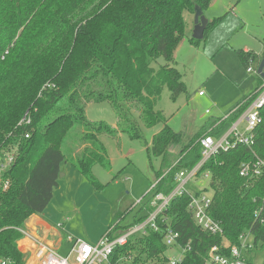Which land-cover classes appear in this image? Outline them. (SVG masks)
<instances>
[{
	"label": "trees",
	"instance_id": "16d2710c",
	"mask_svg": "<svg viewBox=\"0 0 264 264\" xmlns=\"http://www.w3.org/2000/svg\"><path fill=\"white\" fill-rule=\"evenodd\" d=\"M211 1L0 0V155L14 156L0 177L2 264H28L29 252L19 243L31 215L43 214L52 201L64 162L71 159L80 173L100 185L93 167L112 168L102 134L126 133L144 143L149 161L153 156L162 159L147 199L140 201L131 221L123 222L126 213H117L110 237L144 221L156 194H170L177 173L200 161L201 138L208 133L217 136L225 120L208 123L184 143L183 134L168 124L157 103L166 88L173 100L187 92L174 65L175 50L185 35L183 13H195L196 7L204 11ZM217 22L209 21L204 37L190 41L199 45ZM238 54L247 68L257 58L251 51ZM159 57L166 63L157 65ZM263 80L259 76L256 90ZM254 92L225 119L235 122L255 98ZM105 101L117 115L116 125L86 115L88 103ZM260 113L263 122L254 130L252 146L220 150L201 171L210 172L204 190L211 191L210 213L222 224L223 233L212 234L197 225L188 208L190 196L183 193L164 210L169 224L158 220V230L136 234L116 246L109 264H168V227L179 233L178 245L189 246L177 264H205L214 246L230 256L244 233L253 237L250 252L259 245L264 251V175L251 180L239 172L242 162L264 159V106ZM25 115L30 122L20 123ZM141 124L147 128L162 124L151 144ZM72 132L76 147L66 153ZM248 262L254 264V257Z\"/></svg>",
	"mask_w": 264,
	"mask_h": 264
},
{
	"label": "rangeland",
	"instance_id": "374dc122",
	"mask_svg": "<svg viewBox=\"0 0 264 264\" xmlns=\"http://www.w3.org/2000/svg\"><path fill=\"white\" fill-rule=\"evenodd\" d=\"M203 14L209 21L218 19L206 39L200 40L199 45L190 41L195 28V13L185 10V35L175 50L174 65L182 74L187 92L173 100L171 91L166 88L157 103V108L169 118L168 124L183 134L184 143L217 119L225 120L221 129L227 131L232 122L224 119L226 115L257 87L260 75L256 71H247L238 51L247 49L257 54L249 64L255 70L264 58V0H241L239 3L237 0H212ZM165 63L163 57L157 59V65ZM86 115L92 121L117 124V115L107 101L88 103ZM141 127L146 141L151 144L162 124L153 128L141 124ZM245 127L243 123L240 130ZM73 132L67 139L66 153L76 147ZM100 139L112 165L111 170L100 164L93 167L92 172L100 185L80 173L69 159L62 165L64 175L60 177L53 199L44 212L49 222L61 231L67 245H70V238L97 243L110 231L118 212L126 213L123 222L131 221L141 207L140 201L147 199L146 195L157 180L156 172L162 159L153 156L149 161L142 141L131 139L123 132L117 136L102 134ZM176 149L179 146L172 151ZM7 155H0V166ZM208 186L209 179L198 176L188 181L186 190L206 192L204 189ZM60 224L63 226L59 227ZM248 241H253L250 234ZM180 251V246L169 244L167 255L177 257ZM253 251L254 264H262L264 251L260 245Z\"/></svg>",
	"mask_w": 264,
	"mask_h": 264
},
{
	"label": "built area",
	"instance_id": "2783aa9c",
	"mask_svg": "<svg viewBox=\"0 0 264 264\" xmlns=\"http://www.w3.org/2000/svg\"><path fill=\"white\" fill-rule=\"evenodd\" d=\"M250 63H252V61ZM247 71L257 72V70H255L252 66H249ZM254 93H256L255 98L242 116L232 123L228 132L219 137L206 134L201 138L202 157L200 161L193 168L189 170H182L177 173V185L170 194H156L151 201L153 209L144 221L122 230L115 237H110L109 233H107L95 244H91L81 239L73 240L70 238L69 240L72 242V245L66 250H62L60 246L54 247L53 245L43 242H37L32 260L30 258L31 254L29 253L28 264H109L110 256L116 246L125 245L128 240L136 234L145 235L149 232V230H158V220H162L163 222L169 224L170 219L166 216V214H164V210L177 195H181L183 193H187L190 196L188 208L196 224L209 233L222 234V224L213 218L210 213L212 194L207 192H190L186 190V184L189 180L198 176L210 179V172L201 173V171L210 158L220 150L228 151L239 145L250 147L254 144V130L263 122L260 110L264 106V80L261 87ZM200 94H202V92H200ZM236 109L237 108L234 110ZM227 117L228 115L225 118ZM243 120L246 123V127L244 131H241L239 126ZM24 121L27 123L30 122L29 119H26V115L20 123ZM26 137H29V134H26ZM7 156L8 157L5 162L0 166L1 173L8 169L14 160V156L12 154ZM239 172L241 176L247 177L251 180L264 175V159L256 157L253 161L242 162ZM7 187L8 183H5L4 188ZM58 226L62 227L63 224ZM27 234L28 232L25 231V236ZM249 234L250 233H244L241 235V244L232 246L230 256L220 254L217 252L218 248L216 246L212 247L208 253L205 264H249L248 260L253 253L250 252V250L254 249L253 241H248ZM178 236V232L174 231L171 227H168L167 232L165 233V242L168 245H178L176 241ZM180 248L181 251L177 257H169L168 264H177L182 261L184 253L187 249H189V246H180Z\"/></svg>",
	"mask_w": 264,
	"mask_h": 264
},
{
	"label": "crops",
	"instance_id": "0c3cea01",
	"mask_svg": "<svg viewBox=\"0 0 264 264\" xmlns=\"http://www.w3.org/2000/svg\"><path fill=\"white\" fill-rule=\"evenodd\" d=\"M245 51H248V50L246 49ZM255 90H256V88L254 89V91ZM227 115H229V114H227ZM222 121H223V119H219L218 123L222 122ZM243 123L246 124L245 121L243 120V121H241L240 126ZM240 126H239V129H240ZM229 129H227V131H225V132H223L222 129H220V131L216 137L224 135L226 132L229 131ZM243 129H241V130H243ZM26 225H27L28 234L20 241L19 246L21 249H23V250H25L31 254V257H30L31 260L33 259L34 252H35L36 246H37V242H43V243H46L49 245H53L54 247L60 246V248L62 250H66L72 245V242L70 240H69L70 245L64 244V239L60 233L61 231H59L56 226L52 225L49 222L47 216L44 213L31 215V217L27 221Z\"/></svg>",
	"mask_w": 264,
	"mask_h": 264
},
{
	"label": "water",
	"instance_id": "95a60500",
	"mask_svg": "<svg viewBox=\"0 0 264 264\" xmlns=\"http://www.w3.org/2000/svg\"><path fill=\"white\" fill-rule=\"evenodd\" d=\"M208 23H209V20L204 16L203 10L196 7L195 28H194L192 37L195 39H202L204 37V33H205ZM257 72L261 77H264V58L261 60L258 66ZM63 175L64 173L62 172L60 174V177Z\"/></svg>",
	"mask_w": 264,
	"mask_h": 264
}]
</instances>
